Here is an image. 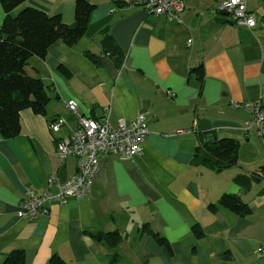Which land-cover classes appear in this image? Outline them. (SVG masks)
Returning <instances> with one entry per match:
<instances>
[{
	"label": "crops",
	"instance_id": "0c3cea01",
	"mask_svg": "<svg viewBox=\"0 0 264 264\" xmlns=\"http://www.w3.org/2000/svg\"><path fill=\"white\" fill-rule=\"evenodd\" d=\"M118 1L99 5L77 44L58 42L26 68L46 84L51 101L46 116L22 112L16 138L0 135V263L22 249L26 264H50L55 256L67 264H264V136L248 125L251 106L264 104V0L247 3L262 25L253 30L217 13L212 0H183L181 23L147 15L141 0ZM75 3L26 0L15 14L33 7L72 25ZM4 19L0 0V26ZM106 27L124 55L120 66L102 48ZM200 66L202 81L193 73ZM71 100L77 114L67 108ZM106 109L113 127L146 115L151 134L138 155L100 158L86 197L20 218L28 191L42 195L51 177L66 181L78 173V160L61 159L58 144L79 116L99 120ZM58 120L63 125L53 132ZM210 132L239 142L238 165L214 172L191 164L198 135ZM241 173L260 180L245 190L234 181ZM224 194L239 196L251 213L220 206ZM110 233L123 238L115 248L105 238Z\"/></svg>",
	"mask_w": 264,
	"mask_h": 264
},
{
	"label": "trees",
	"instance_id": "16d2710c",
	"mask_svg": "<svg viewBox=\"0 0 264 264\" xmlns=\"http://www.w3.org/2000/svg\"><path fill=\"white\" fill-rule=\"evenodd\" d=\"M26 0H1L5 19L0 26V135L4 139H14L21 132V114L30 110L39 116H46L47 106L51 101L48 87L39 78H33L26 72L32 58H45L49 49L56 43L62 42L67 46H74L87 33L92 16L103 2L123 4L118 0H76L75 22L69 25L61 15L50 16L46 12L25 7L19 13L15 11L24 5ZM102 35V48L106 54L119 64L124 55L114 40L110 28L106 27ZM87 57L96 64L95 55L87 53ZM67 73L64 67H60ZM195 77L202 81L205 73L203 66L193 71ZM240 144L233 138H218L216 133H200L196 151L191 164L214 172H222L238 165ZM260 180L255 175L239 174L235 183L249 190L253 182ZM220 206L241 216L251 213V207L239 196L224 194L219 201ZM216 210L215 205H211ZM196 236H203L202 229L194 228ZM160 246L169 250L167 239L158 234L151 235ZM108 246L115 248L123 238L119 233L105 236ZM26 252L22 249L9 253L0 264H26ZM50 264H67L58 256L51 259Z\"/></svg>",
	"mask_w": 264,
	"mask_h": 264
},
{
	"label": "built area",
	"instance_id": "2783aa9c",
	"mask_svg": "<svg viewBox=\"0 0 264 264\" xmlns=\"http://www.w3.org/2000/svg\"><path fill=\"white\" fill-rule=\"evenodd\" d=\"M216 4V12L227 14L230 21L240 27L253 30L258 22L249 12V0H212ZM139 4L147 15L165 16L182 22L180 13L184 9L183 0H141ZM67 108L73 114L78 112V104L71 100ZM254 118L248 125L258 128L260 136H264V104L260 101L251 106ZM110 110L99 119L79 116L78 125L68 139L61 140L57 147V154L63 160L76 158L78 160V173L66 181H60L53 176L42 195L30 190L23 200L19 217L22 219H36L48 213V205L57 202L66 205L72 197L82 199L90 191L94 177L99 172L100 158L107 155H118L133 158L138 155L141 145L150 137V130L146 123V115H139L131 122L122 119L117 127L110 122ZM63 121H56L51 125L53 132H59ZM56 185L58 192L53 193L51 187Z\"/></svg>",
	"mask_w": 264,
	"mask_h": 264
},
{
	"label": "water",
	"instance_id": "95a60500",
	"mask_svg": "<svg viewBox=\"0 0 264 264\" xmlns=\"http://www.w3.org/2000/svg\"><path fill=\"white\" fill-rule=\"evenodd\" d=\"M225 15H227V14H225ZM258 27H260V26H262V25H257Z\"/></svg>",
	"mask_w": 264,
	"mask_h": 264
},
{
	"label": "rangeland",
	"instance_id": "374dc122",
	"mask_svg": "<svg viewBox=\"0 0 264 264\" xmlns=\"http://www.w3.org/2000/svg\"><path fill=\"white\" fill-rule=\"evenodd\" d=\"M72 113V112H71Z\"/></svg>",
	"mask_w": 264,
	"mask_h": 264
}]
</instances>
